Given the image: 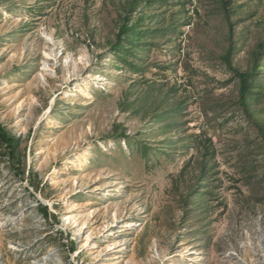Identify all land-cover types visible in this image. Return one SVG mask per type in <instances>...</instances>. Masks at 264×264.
Segmentation results:
<instances>
[{
	"label": "rangeland",
	"instance_id": "374dc122",
	"mask_svg": "<svg viewBox=\"0 0 264 264\" xmlns=\"http://www.w3.org/2000/svg\"><path fill=\"white\" fill-rule=\"evenodd\" d=\"M179 1L151 6L147 26L177 29L129 68L111 50L121 0H0V264H264V73L251 119L219 0ZM229 18L246 71L264 0Z\"/></svg>",
	"mask_w": 264,
	"mask_h": 264
},
{
	"label": "trees",
	"instance_id": "16d2710c",
	"mask_svg": "<svg viewBox=\"0 0 264 264\" xmlns=\"http://www.w3.org/2000/svg\"><path fill=\"white\" fill-rule=\"evenodd\" d=\"M113 3V0H108ZM167 0H121L118 10V24L117 31L115 33L114 41L111 43V50L117 60L123 63L125 66L132 68L134 64L128 61L130 56H135L136 51L142 47L147 36H160L163 32H174L177 27L169 22L165 26H160V20L157 21V27H150L146 24L151 23L153 18L158 17L157 14L152 13V5L161 3V6L166 5ZM236 0H219L221 12L223 13L224 20L228 26L229 32V45L222 58L227 68L233 74L234 79L238 80V105L245 114L253 119L254 110L251 108L252 98L257 94H260L257 90V79L264 73V37L257 42L254 50L251 53V65L248 70L240 71L232 65L233 55V42L231 39L230 28V15L235 5ZM189 0H180L177 4L186 10V5L189 4ZM148 10V12H147ZM256 114H264V109H261ZM254 124L258 130L264 142V121L255 120ZM3 130L0 128V133ZM19 140L12 138L10 144L7 146L9 152V160L11 163L21 166L22 158L24 155H20L18 152ZM145 154L150 149L149 147H142ZM206 174V167L200 170V178H204ZM30 186L37 188L38 183L32 182L31 177L28 178ZM41 215L44 218H49L50 212L47 206L39 204Z\"/></svg>",
	"mask_w": 264,
	"mask_h": 264
}]
</instances>
